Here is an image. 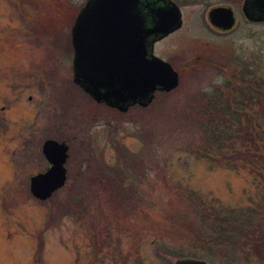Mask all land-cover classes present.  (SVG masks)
Returning <instances> with one entry per match:
<instances>
[{"label": "rangeland", "instance_id": "374dc122", "mask_svg": "<svg viewBox=\"0 0 264 264\" xmlns=\"http://www.w3.org/2000/svg\"><path fill=\"white\" fill-rule=\"evenodd\" d=\"M84 2L0 0V259L264 264V247L255 246L264 242V180L253 163L226 167L192 154L197 130L185 114L200 92L223 87L227 70L247 67L264 80V22L246 21L236 7V26L220 33L206 11L225 0H180L184 23L157 46L178 86L121 113L72 81L70 28ZM46 139L68 146L66 181L40 201L29 178L47 167ZM233 214L243 235L215 241L216 222Z\"/></svg>", "mask_w": 264, "mask_h": 264}, {"label": "water", "instance_id": "95a60500", "mask_svg": "<svg viewBox=\"0 0 264 264\" xmlns=\"http://www.w3.org/2000/svg\"><path fill=\"white\" fill-rule=\"evenodd\" d=\"M242 12L250 22L264 21V0H244ZM210 23L228 30L232 11L215 7ZM182 25L181 12L172 0H86L70 28L73 50L72 81L95 102L125 113L145 108L157 92L169 93L179 84L177 71L153 54L154 43ZM68 146L46 139L41 147L49 164L29 178L31 195L45 201L66 181ZM174 264H208L179 259Z\"/></svg>", "mask_w": 264, "mask_h": 264}, {"label": "trees", "instance_id": "16d2710c", "mask_svg": "<svg viewBox=\"0 0 264 264\" xmlns=\"http://www.w3.org/2000/svg\"><path fill=\"white\" fill-rule=\"evenodd\" d=\"M222 70H226L224 66ZM247 72V67L242 71L227 70L223 87L214 85L194 97L195 101L191 100L185 114L192 121L189 127L197 133L194 134L196 139L188 144V150L197 157L226 167L240 161L245 166L253 163L254 176L264 180V80L255 79ZM243 120L248 123L245 129ZM252 156L258 160L257 164L252 162ZM187 196L193 201V192L189 191ZM226 218L215 224V241L231 243L243 235L245 223L238 221L239 216L233 214ZM255 246L263 248L264 242Z\"/></svg>", "mask_w": 264, "mask_h": 264}, {"label": "flooded vegetation", "instance_id": "af4514ba", "mask_svg": "<svg viewBox=\"0 0 264 264\" xmlns=\"http://www.w3.org/2000/svg\"><path fill=\"white\" fill-rule=\"evenodd\" d=\"M165 2H167L168 0H164ZM173 1V3L179 8V10H180V12H181V19H182V25H183V21H184V17H183V14H182V11H181V9H180V6L178 5V3L180 2V0H172ZM226 2H223V3H225L224 5H221V4H219V5H211V6H209V8L207 9V11H206V21H207V24L212 28V29H214L215 31H218V32H220V33H225V32H228V31H230L231 29H233L235 26H236V13H235V11H236V7H240V13H241V15L244 17V15H243V12H242V5H243V2H244V0H225ZM228 1H231V4H229V2ZM233 2H235V3H233ZM215 7H225V8H229L231 11H232V14H233V17H234V25H233V27L231 28V29H228V30H223V29H220V28H217V27H215V26H213L211 23H210V21H209V19H208V13H209V11L211 10V9H213V8H215ZM244 19H245V17H244ZM246 20V19H245ZM247 21V20H246ZM248 22H250V21H248ZM252 23H258V22H252ZM182 25H181V27H182ZM180 27V28H181ZM180 28L179 29H177L176 31H174V32H172V33H170V34H168L167 36H165V37H163V38H161L160 40H158V41H156L155 43H154V46H153V54L155 55V56H157V57H159L160 59H162V60H164V61H166L165 59H163L162 57H161V55L160 54H158V53H161V50L159 49L158 50V53H157V46L159 45V43H161L163 40H165L166 38H168V37H170V36H172V35H174V33L176 34V32L178 31V30H180ZM155 48V49H154ZM154 50L156 51V53L154 52ZM166 62H168V63H170L169 61H166ZM171 64V63H170ZM172 66V65H171ZM78 87V86H77ZM79 88V87H78ZM79 90L83 93V94H86L81 88H79ZM87 95V94H86ZM88 96V95H87ZM89 98H91L90 96H88ZM29 99H30V97H29ZM94 101V100H93ZM95 102V101H94ZM96 104H98V105H102V106H105V107H107L105 104H103V103H97V102H95ZM107 108H109V107H107ZM131 108H138V106H133V107H131ZM109 109H111V108H109ZM111 110H114V111H116L115 109H111ZM47 163V162H46ZM48 168V163H47V167L45 168V170ZM44 170V171H45ZM43 171V172H44ZM38 173H40V172H38ZM37 174V173H36ZM3 259V258H2ZM4 260V261H3ZM3 260H1L0 259V264H16L15 263V261L13 260V259H9L8 261H6V259H3ZM6 261V262H5Z\"/></svg>", "mask_w": 264, "mask_h": 264}]
</instances>
